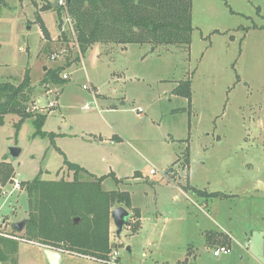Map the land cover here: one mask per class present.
I'll list each match as a JSON object with an SVG mask.
<instances>
[{"label": "rangeland", "instance_id": "obj_1", "mask_svg": "<svg viewBox=\"0 0 264 264\" xmlns=\"http://www.w3.org/2000/svg\"><path fill=\"white\" fill-rule=\"evenodd\" d=\"M54 3L0 5V82L18 84L28 71L36 98L26 111L46 115L42 130L71 134L34 136L33 115L15 138L20 117L4 116L0 162L11 163L20 188L11 177L0 184V232L18 237L12 225L27 218L21 183L71 180L67 161L107 174L104 190L130 194L135 208L119 206L139 227L117 235L110 225L121 264H264V0H192L189 46L96 42L83 54ZM58 67L65 84L42 85ZM59 95L60 110L48 111ZM194 189L219 196L205 202ZM221 245L230 251L214 256ZM13 257L0 264H49L25 241ZM65 263L107 264L63 254Z\"/></svg>", "mask_w": 264, "mask_h": 264}, {"label": "trees", "instance_id": "obj_2", "mask_svg": "<svg viewBox=\"0 0 264 264\" xmlns=\"http://www.w3.org/2000/svg\"><path fill=\"white\" fill-rule=\"evenodd\" d=\"M4 1L0 0V5ZM66 6L74 22L79 54L96 42L189 46L191 41L192 0H69ZM38 20L41 32L48 36L41 19ZM28 76L26 71L18 84L0 82V125L5 115L18 114L20 119L14 124V136L17 138L23 121L35 115L31 120L34 136H47L53 142L55 135L41 129L46 115L26 111L32 102L33 92ZM66 81L58 67L46 72L40 83L46 86L64 85ZM176 92L189 95V91ZM186 161L185 156L184 163ZM65 162L73 170L71 180H47L38 175L21 183L25 188L29 211L22 230L15 236L84 256L106 259L112 251L111 210L120 204L131 207L130 196L123 191L104 190L101 184L105 175L96 177L76 163ZM13 171L11 163L1 161L0 184L13 177ZM81 172L89 178L81 179L78 175ZM194 191L196 195L203 196L205 202L219 196L202 190ZM134 215L139 218L137 209ZM130 217L131 214L128 225L137 230L139 222L132 223ZM17 245V240L0 236V263L7 259L14 261Z\"/></svg>", "mask_w": 264, "mask_h": 264}, {"label": "water", "instance_id": "obj_3", "mask_svg": "<svg viewBox=\"0 0 264 264\" xmlns=\"http://www.w3.org/2000/svg\"><path fill=\"white\" fill-rule=\"evenodd\" d=\"M69 1V0H67ZM55 7L57 6V3L53 4ZM21 152V149L18 147H10L8 149V156L12 160L16 159ZM130 216V213L128 210H126L123 206H116L111 210L110 213V218L111 221L113 222L115 229H116V234L119 235L120 232L122 231L124 226L128 225V217ZM25 224V220L14 223L12 226L16 231H21L23 226ZM116 244L112 243L110 245V248L114 249ZM43 253L46 257V260L48 261L49 264H60V259H61V254L62 252L59 250H55L51 247L44 246L43 248Z\"/></svg>", "mask_w": 264, "mask_h": 264}, {"label": "built area", "instance_id": "obj_4", "mask_svg": "<svg viewBox=\"0 0 264 264\" xmlns=\"http://www.w3.org/2000/svg\"><path fill=\"white\" fill-rule=\"evenodd\" d=\"M66 2H67V0H57V6L63 7L64 12L66 14L65 22H67L68 24H71L72 28H74V22H73L72 18L70 17V15H69V13L67 11ZM61 76L63 78H67V75L65 73L61 74ZM83 88H89V87L84 85ZM49 105L52 106L53 105L52 102H50ZM84 107L87 108V104ZM49 110H51V109H49ZM136 111H137V113H141L142 112L141 108H137ZM150 173H153V170H150ZM10 180H11V186H12L13 191L20 188V181L17 178L11 177ZM0 235H2L4 237H7V238H16V237H14V236H12V235H10L8 233H1L0 232ZM48 247H51V246H48ZM51 248H53L55 250H59L61 252H67V250L62 249V248H56V247H51ZM229 251H230V248L228 246L221 245V246L217 247L215 250H213V255L214 256H218L221 253L222 254H227ZM94 259L95 260L104 261L107 264H121V262L119 261V257H118V253L116 251V248L112 249V251L109 253V255L107 256L106 259H96V258H94Z\"/></svg>", "mask_w": 264, "mask_h": 264}, {"label": "crops", "instance_id": "obj_5", "mask_svg": "<svg viewBox=\"0 0 264 264\" xmlns=\"http://www.w3.org/2000/svg\"><path fill=\"white\" fill-rule=\"evenodd\" d=\"M62 74V73H61ZM48 87H52V86H48ZM58 89H62V87H58ZM94 90L96 91V94H98L97 95V97H100L101 98V96H99V93L97 92V89L96 88H94ZM61 92H62V90H61ZM61 94V93H60ZM36 96V94L34 93V91L32 92V101H34L35 100V97ZM59 97H60V95L56 98L57 99V103H56V105L51 109V110H49L50 112H53V111H55V110H60V102H59ZM99 99V98H98ZM37 100H38V97H37ZM36 100V101H37ZM140 114V113H139ZM55 134H56V136L54 137L55 138V140L56 139H58V138H63L64 136H68V135H71V134H68V132H66V131H63V129H62V127H61V125H59L58 126V131H56V132H54ZM77 164V163H76ZM81 167H83L87 172H89L87 169H86V167H84V166H81ZM90 174H92L93 176H95V174H93L92 172H89ZM107 175V174H106ZM105 175V176H106ZM103 176V175H102ZM96 177H98V176H96ZM108 178H110V177H108ZM107 178V179H108ZM103 182H104V180H103ZM103 182H102V184H103ZM111 190H113V189H111ZM119 191V190H118ZM130 195V194H129ZM131 198V197H130ZM131 207L132 208H135V207H133L132 206V203H131ZM138 209V208H137ZM111 223H112V221L110 222V225H111ZM17 239L16 240H18V242H20V241H25V242H28V243H32V244H35V245H37V246H39V247H41V249H43L44 248V246L42 245V244H40V243H37V242H33V241H28V240H26V239H23V238H18V237H16ZM63 254H71V255H77V256H80V257H83V258H87V259H92V260H95L94 258H92V257H88V256H84V255H81V254H78V253H73V252H70V251H67V252H62V254H61V259H60V264H62V261H63ZM48 263V262H47ZM65 264H67V263H65Z\"/></svg>", "mask_w": 264, "mask_h": 264}]
</instances>
